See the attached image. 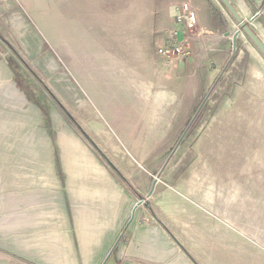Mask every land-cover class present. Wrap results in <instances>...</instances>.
Returning a JSON list of instances; mask_svg holds the SVG:
<instances>
[{"label":"crops","instance_id":"obj_1","mask_svg":"<svg viewBox=\"0 0 264 264\" xmlns=\"http://www.w3.org/2000/svg\"><path fill=\"white\" fill-rule=\"evenodd\" d=\"M229 1L264 42V0ZM182 3L198 17L196 40L187 46L188 66L192 75L204 76L197 81L199 103L192 105L200 106L207 96V105L218 108V124L229 107L263 108L258 113L264 115V57L243 32L234 37L238 25L220 0H141L133 25L152 28L163 42L181 29L175 18ZM131 71L124 68L120 74L128 79ZM220 76L210 98L213 80ZM11 86L0 84L16 98ZM121 87V99L96 103L106 129L89 134L93 147L77 132L42 128L38 112L24 102V109L0 115V201L8 198L15 206L8 230L0 232V264H230L225 256L234 258L232 251H240V236L257 234L255 227L241 226L235 204L242 196L226 194L223 163L199 164L205 179L190 170L183 185L156 183L162 175L161 147L150 152L158 165L146 167L143 151L128 140L144 136L137 123L146 106V84L138 78ZM127 122L134 124L132 136ZM253 191L244 200L256 204ZM225 203L232 204L230 217ZM224 222L230 224L227 230Z\"/></svg>","mask_w":264,"mask_h":264},{"label":"rangeland","instance_id":"obj_2","mask_svg":"<svg viewBox=\"0 0 264 264\" xmlns=\"http://www.w3.org/2000/svg\"><path fill=\"white\" fill-rule=\"evenodd\" d=\"M139 1L0 0V84H12L17 93L11 98L10 91L0 88V115L24 109L20 105L24 102L38 112L42 128L77 132L86 146L93 147L89 134L100 135L106 129L96 103L121 99L125 93L121 84L139 78L147 88L146 106L137 123L144 136L128 140L143 151L145 166L158 165L150 152L161 147L162 175L156 179L183 185L190 170L206 178L199 164L223 163L220 178L228 186L226 194L242 196L235 204L241 226L257 230L256 235L242 234L240 251H232L234 258L225 256V261L232 264L243 258L247 264H264V115L258 113L263 108L229 107L224 122L218 124V108L207 105V96L194 106L200 95L197 81L204 76L191 74L189 58L165 54L170 35L162 42L152 28L133 25ZM124 68L132 70L128 79L120 74ZM220 79L213 80L210 98ZM238 109L241 114H236ZM251 110L256 113L249 114ZM126 125L127 134L134 135V124ZM253 190L256 204L244 200V195L254 196ZM226 203L230 217L232 204ZM10 205L8 198L0 201V232L8 230L9 212L15 210ZM229 225L224 222L226 230Z\"/></svg>","mask_w":264,"mask_h":264},{"label":"built area","instance_id":"obj_3","mask_svg":"<svg viewBox=\"0 0 264 264\" xmlns=\"http://www.w3.org/2000/svg\"><path fill=\"white\" fill-rule=\"evenodd\" d=\"M177 12L175 22L181 29H175L171 32L169 47L165 54L185 58L190 56L187 46L191 41L196 40V35L194 34L198 29V17L195 9L188 3L178 5ZM156 180L157 183L159 180ZM138 204L143 205L144 201L141 200Z\"/></svg>","mask_w":264,"mask_h":264},{"label":"water","instance_id":"obj_4","mask_svg":"<svg viewBox=\"0 0 264 264\" xmlns=\"http://www.w3.org/2000/svg\"><path fill=\"white\" fill-rule=\"evenodd\" d=\"M220 2L238 25V31L235 33L234 37H236L239 32H243L264 57V42L252 30L250 24L240 16L229 0H220Z\"/></svg>","mask_w":264,"mask_h":264},{"label":"trees","instance_id":"obj_5","mask_svg":"<svg viewBox=\"0 0 264 264\" xmlns=\"http://www.w3.org/2000/svg\"><path fill=\"white\" fill-rule=\"evenodd\" d=\"M39 104V103H38ZM40 105V104H39ZM42 110H43V108H42ZM44 112V111H43Z\"/></svg>","mask_w":264,"mask_h":264}]
</instances>
